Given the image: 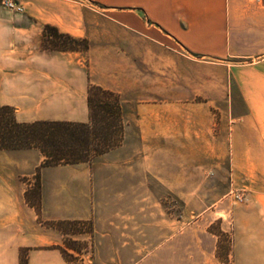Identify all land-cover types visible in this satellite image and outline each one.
<instances>
[{
	"label": "crops",
	"instance_id": "obj_1",
	"mask_svg": "<svg viewBox=\"0 0 264 264\" xmlns=\"http://www.w3.org/2000/svg\"><path fill=\"white\" fill-rule=\"evenodd\" d=\"M118 2L111 19L79 0H22L23 14L0 0V104L14 108L18 122H89L91 85L121 94L134 112L123 146L93 163L43 167L38 149L0 150V264H79L64 253H75L65 243L69 224L91 229L73 237L92 248L90 264H143L159 247L158 228L144 232L143 200L153 199L160 177L174 185L171 172L160 175L158 157L174 155L176 132L187 154L264 156V115L253 111L264 109V99H246L252 115L195 128L205 138L193 148L185 121L177 129L174 116L160 120L151 109L161 106L145 101L163 88L174 98L176 76L184 91L204 89L207 75H217L221 84L228 76L242 92L264 93V0ZM47 26L86 40L87 49L54 47ZM38 186L40 211L28 199ZM231 216L230 264H264V195Z\"/></svg>",
	"mask_w": 264,
	"mask_h": 264
},
{
	"label": "rangeland",
	"instance_id": "obj_2",
	"mask_svg": "<svg viewBox=\"0 0 264 264\" xmlns=\"http://www.w3.org/2000/svg\"><path fill=\"white\" fill-rule=\"evenodd\" d=\"M79 1L85 2L96 15L102 14L111 19H117L121 8L118 0ZM18 2L24 7L22 0ZM1 5L3 6L2 0ZM87 47L88 43L82 42L79 45V51H85ZM175 78L174 98L163 88V91L153 94L145 101L161 106L151 109L160 120L162 116H174L176 118L174 126L177 129L178 124L185 121V126L191 128L187 130L185 137L190 139L192 148L200 136L205 138V133H199V130L196 131L195 128L205 126V122L210 120H216L219 127L220 118L230 115H252L254 113L246 104V99H250L254 105L264 99L263 92H242L240 87L231 85L228 76H223L221 84L218 82L219 76L207 75L206 88L192 86L190 91L182 90L178 85L179 77ZM159 86L162 88V85ZM109 92L116 94L120 99L119 127L114 130L117 133L111 137L109 141L111 147L108 150L105 145H102L101 140L92 139L90 146L92 157L90 162L86 163H93L101 156L123 146L126 122L134 117V112L129 107H123L126 105L124 97L116 92ZM170 100H174L175 107H162L166 102L170 104ZM253 111L255 114L264 115L262 108L256 107ZM87 123L90 121L85 124ZM104 126L100 122L93 125V129H102ZM179 135L178 132L175 133L174 155L164 154L158 157L160 175L167 176V173L171 172L174 185L167 186V177H163V180L160 177L159 187L152 189L153 199L151 200L148 196L143 200L144 232L157 227L159 244L157 251L152 257L146 258L143 264H188V260H194L196 264H199L198 261H202L201 264H230L233 249L231 215L236 207L246 204L247 199L264 195V156L198 155L194 154V150L187 154L180 149L184 146V141L178 139L183 136ZM215 136V131H209L206 137L211 140ZM163 137L160 136V148L167 147ZM100 150L104 153L98 154ZM169 177L171 174L168 175ZM142 190L143 195L146 196L147 193L150 194L151 189L143 188ZM237 195L243 197L242 202L238 201ZM28 199L40 211L39 186L32 192H28ZM90 230L87 224L69 228V237L65 243L67 247L75 249V253L66 252L69 261L90 264L92 248L88 242L73 240L74 236L90 233ZM145 235L144 243H147L149 235Z\"/></svg>",
	"mask_w": 264,
	"mask_h": 264
},
{
	"label": "trees",
	"instance_id": "obj_3",
	"mask_svg": "<svg viewBox=\"0 0 264 264\" xmlns=\"http://www.w3.org/2000/svg\"><path fill=\"white\" fill-rule=\"evenodd\" d=\"M47 31L54 36V47L62 50L79 51L80 43L86 42L60 34L51 26H47ZM89 106L91 120L87 124L49 121L20 123L14 108L0 104V150L38 149L45 158L43 167L90 162L93 138L101 140L106 150L111 147L109 141L117 133L114 130L119 127L121 106L119 96L93 85L89 89ZM100 122L105 126L93 129V125ZM68 248L75 250L74 247Z\"/></svg>",
	"mask_w": 264,
	"mask_h": 264
},
{
	"label": "built area",
	"instance_id": "obj_4",
	"mask_svg": "<svg viewBox=\"0 0 264 264\" xmlns=\"http://www.w3.org/2000/svg\"><path fill=\"white\" fill-rule=\"evenodd\" d=\"M2 4L6 9L10 11H13L15 13H24V7L20 5L18 0H2ZM237 199L240 202L243 201V197L240 195H237Z\"/></svg>",
	"mask_w": 264,
	"mask_h": 264
}]
</instances>
